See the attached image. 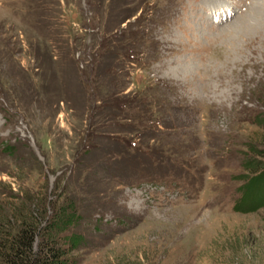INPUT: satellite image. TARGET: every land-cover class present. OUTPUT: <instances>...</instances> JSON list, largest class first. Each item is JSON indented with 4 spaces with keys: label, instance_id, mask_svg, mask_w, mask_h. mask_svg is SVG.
Returning a JSON list of instances; mask_svg holds the SVG:
<instances>
[{
    "label": "rangeland",
    "instance_id": "obj_1",
    "mask_svg": "<svg viewBox=\"0 0 264 264\" xmlns=\"http://www.w3.org/2000/svg\"><path fill=\"white\" fill-rule=\"evenodd\" d=\"M263 170L264 0H0V219L72 201L70 264H264Z\"/></svg>",
    "mask_w": 264,
    "mask_h": 264
},
{
    "label": "trees",
    "instance_id": "obj_2",
    "mask_svg": "<svg viewBox=\"0 0 264 264\" xmlns=\"http://www.w3.org/2000/svg\"><path fill=\"white\" fill-rule=\"evenodd\" d=\"M251 178L244 197L251 194L255 185L261 184L264 189V170ZM262 192L260 197H254L261 202ZM30 199L3 213L0 219V264H70L69 249L83 241L81 233L60 235L79 216L73 202L53 206L54 213L49 215L48 201Z\"/></svg>",
    "mask_w": 264,
    "mask_h": 264
},
{
    "label": "bare ground",
    "instance_id": "obj_3",
    "mask_svg": "<svg viewBox=\"0 0 264 264\" xmlns=\"http://www.w3.org/2000/svg\"><path fill=\"white\" fill-rule=\"evenodd\" d=\"M222 17V16H221Z\"/></svg>",
    "mask_w": 264,
    "mask_h": 264
}]
</instances>
